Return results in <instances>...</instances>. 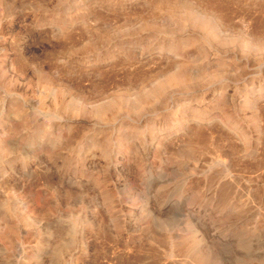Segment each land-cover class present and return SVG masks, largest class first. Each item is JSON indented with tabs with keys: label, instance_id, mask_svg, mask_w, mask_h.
<instances>
[{
	"label": "rangeland",
	"instance_id": "obj_1",
	"mask_svg": "<svg viewBox=\"0 0 264 264\" xmlns=\"http://www.w3.org/2000/svg\"><path fill=\"white\" fill-rule=\"evenodd\" d=\"M245 30L264 47V0H0V264H264V50Z\"/></svg>",
	"mask_w": 264,
	"mask_h": 264
},
{
	"label": "bare ground",
	"instance_id": "obj_2",
	"mask_svg": "<svg viewBox=\"0 0 264 264\" xmlns=\"http://www.w3.org/2000/svg\"><path fill=\"white\" fill-rule=\"evenodd\" d=\"M215 13H217V12H215ZM218 15V14H217ZM217 17H220V15H218ZM216 17V18H217ZM214 18V19H212V27H210V28H212L211 30L209 29V21H202V23L200 24V29L202 30V31H204V32H206L209 36H211L212 38H216V34H218L219 36H220V34L223 32V30H224V28H225V26H224V24L222 23V21H220V20H218V19H220V18ZM221 20H222V18H221ZM227 26H229V25H227ZM216 33V34H215ZM241 41H243L242 42V44H243V46L246 48V49H258L259 51H263L264 50V47H262V46H260V44H259V42H256L253 38H251L250 37V34H248L247 32H246V30L244 31V33L241 35ZM129 43V42H128ZM221 68V67H220ZM222 70V69H221ZM214 76V75H213ZM58 79V78H57ZM170 84H173V85H185L186 84V82H185V79H184V77L182 76V75H180L179 73L178 74H175V75H173V76H171L166 82H165V84H163V85H160V86H158V87H156V88H154L151 92H150V94L149 95H147V96H144L141 100H139L138 101V103H137V106L138 107H136V106H133L132 108H130V109H128V111H132L133 109H138V108H140V106L142 105V106H146V104H147V102H148V99L149 98H155V97H157V96H159L160 94H161V92L163 91V89H164V87L166 86V85H170ZM188 85V84H187ZM190 86V85H189ZM137 94V93H136ZM58 98V97H57ZM57 100V99H56ZM151 101V100H150ZM122 107L123 106H121V103L120 104H118V103H112L109 107H108V109H107V111L108 112H114V111H120L121 109H122ZM125 108V107H124ZM208 108V107H207ZM57 109V108H56ZM258 109V108H257ZM144 111V110H143ZM179 111V110H178ZM219 113V112H218ZM101 116V114H99V117ZM102 117V116H101ZM103 117H104V115H103ZM201 119V115H200V113L197 111V110H193V111H191L188 115H186V116H183L178 122H177V127H185L188 123H191L192 121H199ZM205 122H207V121H205ZM197 123V122H196ZM217 123V122H216ZM66 124V123H65ZM69 124V123H68ZM192 124V123H191ZM215 124V123H214ZM218 125V124H217ZM59 126V125H58ZM61 127H62V125H61ZM189 128V127H188ZM199 128V127H198ZM188 130H192V129H188ZM62 131V130H61ZM44 133H45V131H43ZM193 132H194V130H193ZM63 133V132H62ZM195 133V132H194ZM40 134V133H39ZM46 134H48V133H46ZM65 135V134H64ZM41 136V135H40ZM46 136V135H45ZM63 136V135H62ZM61 136V137H62ZM55 137V136H54ZM54 137H50L49 139H48V142H50L52 145H54L55 143H59L61 140H60V137H58V138H54ZM66 137V136H65ZM63 138V137H62ZM196 138H197V136H196ZM196 138H194L195 140H196ZM191 140H192V138H191ZM64 141V140H63ZM193 141V140H192ZM43 142V141H42ZM188 142H191V141H188ZM187 142V143H188ZM38 143V142H37ZM186 143V145H187V147L188 148H190L189 146H191V145H189L188 146V144ZM39 144H40V142H39ZM190 144H192V143H190ZM195 144V143H194ZM197 144V143H196ZM196 146H198V145H196ZM192 147V146H191ZM193 148H194V146H193ZM199 147H197V149H198ZM192 149V148H191ZM194 149H196V148H194ZM191 151V150H190ZM194 151V150H193ZM229 151V150H228ZM19 201V200H18ZM20 202H21V200H20ZM18 203V202H17ZM25 202H23V204H24ZM19 204H21L22 205V203H19ZM28 204V203H27ZM30 205V204H29ZM24 206V205H23ZM23 206H22V208H23ZM26 209H29V208H27L26 206H24ZM29 207H33V206H29ZM22 211V210H21ZM24 211H22V213L21 214H23V215H20L19 214V220L18 221H20V223H22V225H24L25 227L27 226V224H29L30 223V221L32 220V219H34V218H32V214L31 213H33V212H31L29 215H25V214H27V213H29V212H26V213H23ZM35 214V213H34ZM34 216V215H33ZM8 223V222H7ZM8 225V224H7ZM12 227V226H11ZM22 228H23V226H21ZM15 229V228H14ZM15 231H13L12 232V230L10 229V228H8L5 224H4V220H3V216H2V218H0V236H6L8 239H9V235L11 234V233H14ZM16 235V234H15ZM11 236L12 237H14V235H12L11 234ZM13 239V238H12ZM11 240V239H10ZM4 242V241H3ZM5 242H7V243H9L8 241H6L5 240ZM6 243V244H7ZM24 249H26L25 247H24ZM24 252V251H23ZM24 256V255H23ZM22 263L21 264H29V262H28V257L27 258H24L23 259V261H21Z\"/></svg>",
	"mask_w": 264,
	"mask_h": 264
}]
</instances>
